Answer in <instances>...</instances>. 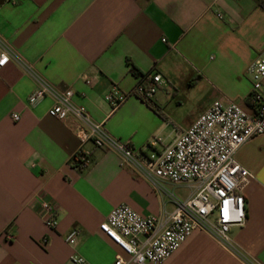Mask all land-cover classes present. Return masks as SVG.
Returning a JSON list of instances; mask_svg holds the SVG:
<instances>
[{
    "label": "crops",
    "instance_id": "1",
    "mask_svg": "<svg viewBox=\"0 0 264 264\" xmlns=\"http://www.w3.org/2000/svg\"><path fill=\"white\" fill-rule=\"evenodd\" d=\"M4 49L0 264H73L72 256L127 262L100 231L111 211L128 206L166 221L198 185L151 184L115 151L81 147L71 121L49 117L52 99L31 107L29 97L39 80L72 90L73 104L112 138L137 151L156 140L162 150L216 101L250 112L247 69L264 51V0H0V56ZM132 68L167 82L149 100L155 110L133 94L142 79ZM109 94L127 99L114 110ZM81 149L90 164L79 170L72 162ZM235 158L253 180L244 192L246 224L230 236L254 264H264V135ZM42 201L57 209L53 229L43 221ZM73 229L79 235L71 246L65 238ZM164 264L246 263L195 231Z\"/></svg>",
    "mask_w": 264,
    "mask_h": 264
},
{
    "label": "built area",
    "instance_id": "2",
    "mask_svg": "<svg viewBox=\"0 0 264 264\" xmlns=\"http://www.w3.org/2000/svg\"><path fill=\"white\" fill-rule=\"evenodd\" d=\"M9 59L10 53L4 49L0 68L5 67ZM247 75L252 84L250 112L236 103L216 101L167 147L157 150L158 142L152 140L145 151H137L129 142L112 138L102 125L94 124L85 109L73 104L72 90L61 91L38 81V89L28 99L29 106L52 99L54 105L48 111L49 117L71 121L81 147L92 143L97 149L115 151L126 166L155 186L160 182L198 185L195 195L176 203L166 221L157 216H141L128 206L113 209L100 225V231L129 259L127 262L117 259L115 264H164L195 231L209 235L244 263L254 264L234 244L230 231L246 224L244 192L253 180L250 172L236 162L235 156L249 140L264 135V51L247 69ZM166 84L160 75L152 74L149 85L141 82L133 94L151 100ZM126 99V96L112 94L106 97L114 110ZM11 119L18 122L20 116L13 114ZM75 158L82 169L90 164L88 154L82 149ZM41 208L46 227L53 229L57 224V209L49 201H42ZM78 235L79 231L73 229L65 242L74 246ZM70 260L73 264H89L78 256Z\"/></svg>",
    "mask_w": 264,
    "mask_h": 264
},
{
    "label": "trees",
    "instance_id": "3",
    "mask_svg": "<svg viewBox=\"0 0 264 264\" xmlns=\"http://www.w3.org/2000/svg\"><path fill=\"white\" fill-rule=\"evenodd\" d=\"M132 72L135 76H138L142 79V84L144 85H149V81H147L149 79V76H143L141 75L135 68H132ZM139 99H141V101H143L145 104H147L149 107H151L152 109L155 110L154 105L145 97L143 96H137ZM73 166L76 167L79 170H82V168L80 167V162L77 158H75L72 162Z\"/></svg>",
    "mask_w": 264,
    "mask_h": 264
},
{
    "label": "snow or ice",
    "instance_id": "4",
    "mask_svg": "<svg viewBox=\"0 0 264 264\" xmlns=\"http://www.w3.org/2000/svg\"><path fill=\"white\" fill-rule=\"evenodd\" d=\"M0 63H2V61H0Z\"/></svg>",
    "mask_w": 264,
    "mask_h": 264
}]
</instances>
